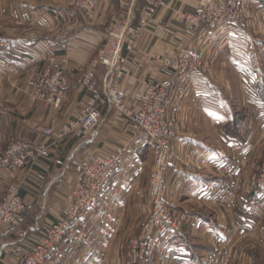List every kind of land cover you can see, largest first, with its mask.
I'll return each instance as SVG.
<instances>
[{
    "label": "crops",
    "instance_id": "1",
    "mask_svg": "<svg viewBox=\"0 0 264 264\" xmlns=\"http://www.w3.org/2000/svg\"><path fill=\"white\" fill-rule=\"evenodd\" d=\"M147 2L101 0L96 12L87 16L70 9L64 0H37L17 6L12 0H0V24L6 22L18 28L15 35L0 36V59L19 69L17 74H12L0 67V159L11 139L21 135L30 142L43 143V128L59 127L75 118L88 98L82 84L83 75L98 56L103 43L102 32L116 20L137 24ZM239 2L244 11H248L250 5L259 11L264 8V0ZM198 8L199 0H169V8L158 11L157 25L144 33L132 52H124L128 59L123 81L126 95L131 96L148 84H170L167 110L178 129L179 158L168 174V198L183 221L177 237L179 246L186 247V252L179 253L176 249L169 252L166 246H160L155 261L146 264H210L217 251L231 245L239 264H249L250 256L254 257V254L248 255L251 245L264 249V192L253 194L251 198L245 191L230 199L219 196L223 184L214 173L221 159L219 152L185 129L188 125L199 126L198 115L208 114L210 105L222 107L216 100L215 80L216 64L219 57L222 59V51L229 47L230 55L225 64L235 72L243 91L249 88L248 81L257 88L264 86L259 80L264 72V52L255 54L250 49L255 41L247 39V31L244 35V32L234 33V36L228 33L239 31L225 26L197 32L186 29L180 14L195 13ZM66 24H75L69 51H58L56 56L57 62L68 61L69 88L64 103L56 111L44 104H31L29 95L38 73L49 63L50 54L58 50L57 27ZM246 25L240 30L244 31ZM182 48L202 55L204 69L199 79H181L155 62L158 55L164 59L175 58ZM236 59H242L243 68L237 66ZM252 60L262 66V71ZM103 72L98 69V85L103 82ZM212 90L216 93L212 94ZM241 102L243 106V98ZM215 119H208L214 129L218 123ZM130 130L123 117L105 109L92 133L71 135L58 143L52 138L45 155L31 171L0 164V199L10 184L17 183L19 196L27 204L16 226L0 230V264H22L50 224L64 216L70 206L68 196L89 156L111 154L121 147L127 149L122 168L99 193L93 207L84 211L76 224V232L61 243L47 264H130L126 257L133 238L129 237L141 231L149 218L152 169L150 145ZM215 135L218 147H225L224 155H229L231 142L226 136L218 138L216 131ZM249 142L250 139L247 145ZM245 155L246 159L248 149ZM195 164L203 165L210 172L201 174L192 167ZM236 171H241L238 165ZM200 208L208 212L201 213ZM108 253L113 256V262Z\"/></svg>",
    "mask_w": 264,
    "mask_h": 264
},
{
    "label": "built area",
    "instance_id": "2",
    "mask_svg": "<svg viewBox=\"0 0 264 264\" xmlns=\"http://www.w3.org/2000/svg\"><path fill=\"white\" fill-rule=\"evenodd\" d=\"M98 1L67 0V6L92 16ZM167 6V0H148L137 24L124 21L122 25H113L103 31V43L98 56L92 61L91 69L86 70L83 75L82 84L88 98L75 118L57 131L51 127L43 128V143L30 142L21 135L11 139L0 159L3 166L29 171L45 155L47 143L52 138L58 143L71 135L92 133L100 124L105 109L116 112L130 125L131 133L149 144L152 151L153 166L149 176L148 193L151 203L149 219L142 228L141 236L131 243L128 251L129 258H147L149 262L155 261L160 246H166L169 252L175 249L179 253L186 252V247L179 246L177 237L182 229L180 215L176 208L170 205L168 198V174L179 158L176 149L178 129L167 110L172 89L170 84H148L131 96L126 95L123 81L128 59L124 52L133 51L144 33L157 25L158 11ZM243 10L239 0H199L196 13L180 14V19L192 32L212 30L218 26L239 27L243 23ZM74 29L75 24L57 27L60 45L57 51L50 54L49 63L36 77L30 98L33 104H44L59 111L64 103L69 88L66 75L68 61L61 59L57 62L56 52L69 51V40ZM155 62L181 79H199L204 69L201 54L187 48H182L173 59H164L158 55ZM0 67L12 74L19 71L17 67L2 59ZM98 69L104 71L101 85L96 83ZM126 156L127 149L121 147L111 154H94L87 158L68 196L69 208L60 220L50 224L36 247L24 257L22 264H47L52 260L61 243L76 232V224L84 211L93 207L99 193L122 168ZM222 166L225 169L227 167L221 164L220 168ZM260 175L262 179L258 180V185L251 186L264 187V168ZM228 176L232 178L229 173ZM231 186L225 185L226 191L221 194L222 198L233 197ZM26 210L27 204L19 196V188L8 190L0 199V230L16 226ZM234 260L233 248L229 247L217 251L210 264H232Z\"/></svg>",
    "mask_w": 264,
    "mask_h": 264
},
{
    "label": "rangeland",
    "instance_id": "3",
    "mask_svg": "<svg viewBox=\"0 0 264 264\" xmlns=\"http://www.w3.org/2000/svg\"><path fill=\"white\" fill-rule=\"evenodd\" d=\"M33 1H37V0H12V3L16 4L17 6L21 3H26V2L32 3ZM100 1L101 0H99L98 2L100 3ZM64 2H65V5L67 6L68 5L67 0H64ZM99 3H98V6H99ZM167 3H168V6L164 9L169 8V0H167ZM98 6L95 9V12L98 9ZM241 7L243 8L244 6L241 4ZM242 12H243V19H242L243 23L238 28H235L234 26H225L227 29L237 30L239 32H233V33H228V34H234V33L237 34V33L244 32L243 33L244 35L246 34V31H247L248 32L247 39H249L250 41V39L253 38V40L255 41L250 46V49H253L255 54L259 51L264 52V8L262 11H259V8L257 9L255 6L251 7L250 5V8H248V11L243 10ZM195 13H192V14H195ZM255 20L257 22H255ZM122 24H124V21L116 20L114 22H111L109 28L112 27L113 25H122ZM243 24L244 25L247 24L246 27L244 26V31L243 29L240 30V28L243 27ZM5 27L12 28L13 30L12 29L7 30ZM13 27L14 26L10 25L9 23L7 24L6 22L3 24L1 23L0 24V36H3V35L6 36L8 34H12V35L17 34L18 28L17 27L13 28ZM56 37L58 39V36ZM246 51L249 54L252 53V52H249L248 50ZM228 55H230L229 47L227 51L225 50L222 51V59L221 57H219L220 60L217 61V64H216L217 71L215 75V80H216V85H218V88H217L218 92L216 94L218 96L216 100L218 101L217 102L218 105H221L222 107L220 108L219 106L210 105L207 108L208 114L198 115L197 120L199 122V126L194 127L193 125H188L186 126L185 129L188 132H190V134L195 135V138L202 139L206 143L210 144V146L214 148L213 150H216L219 152V156H220L219 158L221 159L218 162L216 168L214 167L215 176L218 177L220 179V183L223 184V188L219 191V196H221L222 193L223 194L225 193L226 191L224 189L225 185L231 184L232 185L231 188L233 191L232 192L233 197H238L241 195L243 191H245L251 198L253 194L255 195L258 192L259 194L264 192V187L259 188L258 186H251L252 184L258 185V180L262 179L260 173L262 169L264 168V97H260L261 95L259 92L261 91V88H257L256 86H253L249 81H248L249 88L245 87L244 88L245 90L243 91L241 83H239L237 80V75L235 74L234 71L228 69L227 68L228 65L225 64V62L228 59ZM236 60L238 63L237 66L240 65L239 67L243 68V64H241L242 59H236ZM252 62L255 67L259 66L260 71H262V66L260 64H256L255 60H252ZM91 65H92V62L89 64L88 68L86 69L87 71L91 69ZM260 77H261L259 79L260 83L264 84V72L261 73ZM244 78L246 77L244 76ZM213 89H214V86H213ZM213 93H216V90L215 92L213 91L212 94ZM31 95L32 93L29 95V100L31 98ZM242 95L244 96L242 97ZM242 98H243V106H241ZM30 102L31 104H33L32 100H30ZM212 113L214 115H210ZM211 117L214 119L216 118L215 121L218 122L216 123V129H214L211 126V123L208 120ZM63 126L64 125H61L59 127H51V128H54V130L57 131L61 129ZM215 131L219 135L218 138L226 136L227 140L231 142V146H230L231 152L229 155H226V156L224 155V153L227 152V151H224L225 147L223 146L218 147L217 144L219 143L217 141ZM249 139H250V142L247 145V140L249 141ZM240 143H242V145ZM176 149L178 153L179 146H177ZM246 149H248V157L245 159L244 156H246L245 155ZM220 163L225 164V166H227L226 169L223 166L220 168V165H219ZM237 165L239 168H241L240 172L236 171ZM152 166H153V161H152ZM192 167H194L201 174L205 172L206 173L210 172V170L208 168H204L203 165L195 164ZM230 167L231 169H229ZM248 167H250V171H248ZM257 167L260 168L261 171L258 170ZM32 169L33 168H31L29 171H31ZM225 173L227 174L225 175ZM228 173L232 178L228 176ZM18 186L19 185L17 183L10 184L7 188V191L10 190L11 188L18 187ZM150 206H151V203L149 201L148 208H150ZM205 208L203 209L200 208L201 210L199 211H202L201 213L208 212V210H206L207 208L206 209ZM148 219L146 220V222L148 221ZM146 222L143 224L145 225ZM144 225L142 226V228H144ZM182 225H183V221H182ZM142 228H141V231H137V234L134 237H131L132 235L129 237V239L133 238L132 242L137 241L138 237L141 236L140 233L143 230ZM125 239L127 240V238ZM255 246H257V244ZM229 247H232V245ZM233 252H234V249H233ZM249 254H251L252 256L254 254V257L251 258L250 256L249 264H264V249H262L260 246H257L256 248H252V245H251L250 250L248 251V255ZM108 255L111 259V262H113L114 261L113 256L110 253H108ZM234 255H235V252H234ZM126 258L130 261V264L152 263V262H149L150 260L147 258H140V259L136 258L135 260L133 257L129 258L128 253H127ZM213 258H214V255L213 257H211L210 263ZM232 264H239V261L237 260L236 255H235V260L233 261Z\"/></svg>",
    "mask_w": 264,
    "mask_h": 264
},
{
    "label": "trees",
    "instance_id": "4",
    "mask_svg": "<svg viewBox=\"0 0 264 264\" xmlns=\"http://www.w3.org/2000/svg\"><path fill=\"white\" fill-rule=\"evenodd\" d=\"M259 93L261 95L260 97H264V86L261 88V91ZM240 144L242 145V143H240Z\"/></svg>",
    "mask_w": 264,
    "mask_h": 264
}]
</instances>
